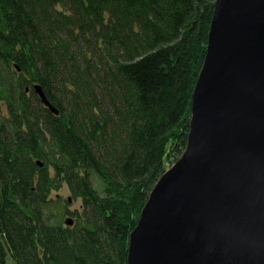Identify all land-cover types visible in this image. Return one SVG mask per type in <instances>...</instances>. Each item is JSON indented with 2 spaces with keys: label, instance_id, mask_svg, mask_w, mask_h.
Segmentation results:
<instances>
[{
  "label": "trees",
  "instance_id": "1",
  "mask_svg": "<svg viewBox=\"0 0 264 264\" xmlns=\"http://www.w3.org/2000/svg\"><path fill=\"white\" fill-rule=\"evenodd\" d=\"M214 3L0 0V264H127L185 148Z\"/></svg>",
  "mask_w": 264,
  "mask_h": 264
},
{
  "label": "water",
  "instance_id": "2",
  "mask_svg": "<svg viewBox=\"0 0 264 264\" xmlns=\"http://www.w3.org/2000/svg\"><path fill=\"white\" fill-rule=\"evenodd\" d=\"M127 264H264V0H215L185 148L150 191Z\"/></svg>",
  "mask_w": 264,
  "mask_h": 264
},
{
  "label": "rangeland",
  "instance_id": "3",
  "mask_svg": "<svg viewBox=\"0 0 264 264\" xmlns=\"http://www.w3.org/2000/svg\"><path fill=\"white\" fill-rule=\"evenodd\" d=\"M51 196L53 198L55 197H60L61 198V204L63 205L64 202L63 201H66V199L70 198V201L68 200V205H67V208L71 211H74L75 209H79L80 207V201L79 200H74L70 197V193H69V190L67 189V187L65 185H63L60 189L58 190H54L51 194ZM66 216H70L72 217L71 215L69 214H66ZM62 220L64 221V218L62 217ZM8 264H15L10 258L8 260Z\"/></svg>",
  "mask_w": 264,
  "mask_h": 264
}]
</instances>
